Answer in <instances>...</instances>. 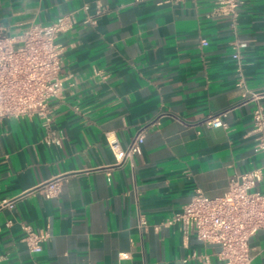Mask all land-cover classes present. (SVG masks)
Wrapping results in <instances>:
<instances>
[{
	"label": "crops",
	"instance_id": "1",
	"mask_svg": "<svg viewBox=\"0 0 264 264\" xmlns=\"http://www.w3.org/2000/svg\"><path fill=\"white\" fill-rule=\"evenodd\" d=\"M214 1L0 0L11 32L62 14L74 21L57 37L63 88L49 101L50 126L0 121V264L214 260L216 245L164 222L195 189L219 197L234 173L264 165L251 132L256 103L264 110V0H243L235 23L208 15ZM219 113L225 125L204 122ZM139 131L140 154L117 160L109 141L124 151ZM22 225L48 230L38 252ZM249 247L251 264H264V230Z\"/></svg>",
	"mask_w": 264,
	"mask_h": 264
},
{
	"label": "built area",
	"instance_id": "2",
	"mask_svg": "<svg viewBox=\"0 0 264 264\" xmlns=\"http://www.w3.org/2000/svg\"><path fill=\"white\" fill-rule=\"evenodd\" d=\"M242 1L215 0L208 15L228 16L235 23ZM73 23L71 14H62L51 22H31L11 32L0 22V121L35 116L44 127L50 126L49 101L59 97L63 88L62 45L57 37ZM229 44L231 57L239 69L241 44L236 37ZM243 97L246 98V94ZM220 116L221 113L212 115L204 122L223 126ZM251 132L254 133L253 151L264 154V110L259 103L252 111ZM142 137V131L137 132L124 151L115 140L109 141V147L117 160L128 159L140 154ZM47 139L50 143H59L53 133ZM263 169L264 165L234 173L219 197L208 198L195 189L181 211L164 222L177 224L183 236L193 233L196 239L216 245L214 260L204 254L191 253L199 264H251L249 240L257 231L264 230V187H256L262 180ZM56 189L57 183L50 184L44 191L45 196H51ZM146 226L147 221L139 215V229L144 230ZM21 227V239L27 249L38 252L49 237L48 230Z\"/></svg>",
	"mask_w": 264,
	"mask_h": 264
}]
</instances>
